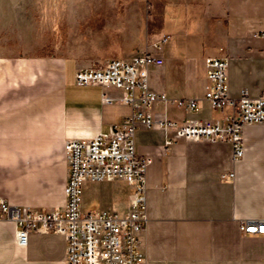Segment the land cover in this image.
<instances>
[{
    "label": "crops",
    "instance_id": "crops-1",
    "mask_svg": "<svg viewBox=\"0 0 264 264\" xmlns=\"http://www.w3.org/2000/svg\"><path fill=\"white\" fill-rule=\"evenodd\" d=\"M48 1L63 15L32 34L22 26L23 46L0 54V198L22 210L64 208L65 142L109 134L132 113L118 88L76 86L78 69L145 52L163 58L149 70L150 88L165 94L152 111L178 123L228 124L235 114L205 99L206 57L228 59L230 96L264 95V0H74L82 8L75 20L73 0ZM103 91L115 101L105 103ZM190 98L200 100L195 111L183 103ZM170 135L141 125L134 136L137 153L153 158L139 233L144 264H264V233L241 229L264 220V123L245 126L235 161L228 140L167 145ZM229 173L232 180L222 177ZM132 190L122 178L85 180L82 211L124 215ZM18 229L0 219V264H66L63 234L31 231L20 244Z\"/></svg>",
    "mask_w": 264,
    "mask_h": 264
},
{
    "label": "built area",
    "instance_id": "built-area-1",
    "mask_svg": "<svg viewBox=\"0 0 264 264\" xmlns=\"http://www.w3.org/2000/svg\"><path fill=\"white\" fill-rule=\"evenodd\" d=\"M164 64L163 58L145 52L131 60L113 58L103 64L78 69L74 83L78 87H115L124 92L122 102L132 113L121 127L109 134H99L88 140L71 139L65 142L70 161V174L65 188V206L57 210L24 209L0 198V219L14 220L20 244H26L28 233L54 232L66 238V264H144L145 257L139 247V233L148 222L147 171L153 158L136 151L134 136L138 127L159 126L169 130L166 144L184 138L190 141L228 140L232 145L233 160L244 155L243 129L247 125L264 123V95L251 97L243 89L239 97L229 94L226 57H206L208 80L205 99L216 109L231 106L235 114L230 123L199 121L178 123L170 119L157 120L152 108L165 99V94L153 91L148 82L150 68ZM105 103L115 100L103 91ZM191 110L200 107V100L187 99ZM233 179L234 173L223 174ZM124 179L131 187L129 210L124 215L112 212L85 214L82 211L81 186L85 180ZM241 229L247 233H264V220H246Z\"/></svg>",
    "mask_w": 264,
    "mask_h": 264
},
{
    "label": "rangeland",
    "instance_id": "rangeland-1",
    "mask_svg": "<svg viewBox=\"0 0 264 264\" xmlns=\"http://www.w3.org/2000/svg\"><path fill=\"white\" fill-rule=\"evenodd\" d=\"M76 1L73 0L71 8L73 19H77L82 9L74 6L79 5ZM51 4L48 0H0V54L15 53L18 47L23 46L22 26L25 27L24 31L32 34L37 24L52 20V16L63 15L64 7ZM57 30L58 36L61 34L63 37L62 27Z\"/></svg>",
    "mask_w": 264,
    "mask_h": 264
}]
</instances>
